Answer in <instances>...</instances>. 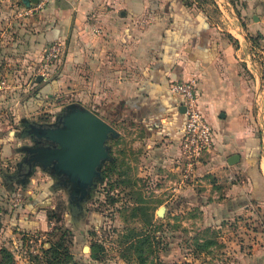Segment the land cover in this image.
<instances>
[{"label": "rangeland", "instance_id": "1", "mask_svg": "<svg viewBox=\"0 0 264 264\" xmlns=\"http://www.w3.org/2000/svg\"><path fill=\"white\" fill-rule=\"evenodd\" d=\"M182 2L208 12L214 34L242 49L264 91V27L246 11L248 2ZM15 4L16 26L14 2L0 6V264H11L2 250L14 264H48V251L60 244L64 264L250 263L252 253L264 248V207L249 200L246 173L212 172L209 152L190 156L182 143L179 156L175 151L167 156L169 144L154 143L137 125L106 113L100 117L120 136L108 142L112 160L102 166L101 182L82 215L70 209L66 189H51L52 176L41 167L27 174L26 183L16 180L24 148L36 143L25 134V124L56 125L66 107L78 103L73 92H59L62 62L39 81L48 44L37 24L27 22L39 12L31 13L19 0ZM54 84L57 89L43 94ZM262 122L259 158L264 157ZM234 198L243 205L219 215V204Z\"/></svg>", "mask_w": 264, "mask_h": 264}, {"label": "crops", "instance_id": "2", "mask_svg": "<svg viewBox=\"0 0 264 264\" xmlns=\"http://www.w3.org/2000/svg\"><path fill=\"white\" fill-rule=\"evenodd\" d=\"M157 1L50 0L29 9L39 13L27 22L37 24L42 42L59 41L66 49L59 92H73L79 105L100 116L137 125L152 142L169 144L167 156L181 153L186 124L183 102L169 86L195 82L199 108L215 129L208 170L230 175L243 170L249 200L264 207V157L258 154L264 91H259L255 66L241 48L214 34L208 12L182 0ZM245 1L254 22L260 19L264 27V0ZM13 2L16 26V0H0V6ZM54 89L55 84L48 85L43 94ZM237 154L240 161L231 165ZM236 200L219 204V215L235 213L243 205ZM248 264H264V248L252 253Z\"/></svg>", "mask_w": 264, "mask_h": 264}, {"label": "water", "instance_id": "3", "mask_svg": "<svg viewBox=\"0 0 264 264\" xmlns=\"http://www.w3.org/2000/svg\"><path fill=\"white\" fill-rule=\"evenodd\" d=\"M27 9L40 3V0H22ZM43 77L40 76L39 81ZM68 108L73 112L65 117V127L35 126L40 139L52 142L56 147L38 148L42 157L55 160L57 172L65 171L69 175L84 182L86 187L93 184L96 178L102 179V165L110 158L109 148L106 145L110 134L113 138L120 136L119 132L95 112L79 104H72ZM186 113V107L181 109ZM240 155H233L229 161L231 165L240 161ZM32 176V173H28ZM164 214V209L158 211Z\"/></svg>", "mask_w": 264, "mask_h": 264}, {"label": "built area", "instance_id": "4", "mask_svg": "<svg viewBox=\"0 0 264 264\" xmlns=\"http://www.w3.org/2000/svg\"><path fill=\"white\" fill-rule=\"evenodd\" d=\"M19 1L22 3V0ZM49 1L40 0L37 7H43ZM65 52L63 43L59 41L48 44L41 72L43 79H47L52 68L62 62ZM169 91L179 96L186 107L185 134L182 140L185 152L194 157L210 152L215 143V134L199 108L195 82H173Z\"/></svg>", "mask_w": 264, "mask_h": 264}, {"label": "flooded vegetation", "instance_id": "5", "mask_svg": "<svg viewBox=\"0 0 264 264\" xmlns=\"http://www.w3.org/2000/svg\"><path fill=\"white\" fill-rule=\"evenodd\" d=\"M69 106H67L65 111L59 115L57 124L53 125L52 127L55 128L65 127V123H64L65 117L73 112V109L68 108ZM35 126H40V125H35L30 123L25 124V128H26L25 134L29 135L36 143L34 144V146L24 148L25 158L23 159L22 163L19 165V171L17 175H15L16 180L17 181L20 180L23 183H26V181L28 180L27 174L30 173V171L31 173H33L36 167H41L44 171H47L52 176L53 180L51 181V188L53 190L59 187L66 189L69 194L70 209L72 210V212H75L76 215H82L84 208L83 204L91 199L93 191L98 187L99 183L101 182L100 177L96 178L91 186L86 187L83 181L69 175L65 171L57 172L56 161L55 160L49 161L47 160L46 157H44L43 159L42 153L37 151V149L41 147L55 148L56 145L52 144V142L46 141L45 139H40L36 133ZM43 127H47V125ZM112 138L113 137L110 134V137L106 142L107 147H108V142ZM111 160L112 157L110 154V158L107 161H111Z\"/></svg>", "mask_w": 264, "mask_h": 264}, {"label": "trees", "instance_id": "6", "mask_svg": "<svg viewBox=\"0 0 264 264\" xmlns=\"http://www.w3.org/2000/svg\"><path fill=\"white\" fill-rule=\"evenodd\" d=\"M182 4H184V5H186V6H189V5H187V4H185L184 2H182ZM189 7H191V6H189ZM96 114H99L98 112H96ZM100 116V115H99ZM0 142H2L1 140H0ZM260 147H259V151H258V154H259V156H260ZM258 164V163H257ZM257 179H260V175L259 176H257ZM51 186V185H50ZM49 186V187H50ZM52 189V188H51ZM51 189H48V192H47V194L49 193H51ZM60 247H63V245L62 244H60L58 247H52L51 248V250L50 251H48V264H64V262L62 261V253H60V252H58V249L60 248ZM2 252L4 253V255L6 256V258H8V259H10L11 261H10V263L11 264H14V262H13V258H12V256H11V254L8 252V251H6V250H2ZM67 253V252H66ZM68 254V253H67ZM94 258H96V255H94Z\"/></svg>", "mask_w": 264, "mask_h": 264}]
</instances>
